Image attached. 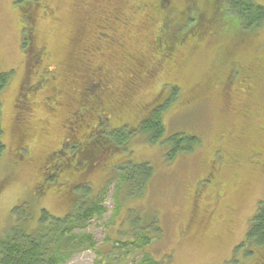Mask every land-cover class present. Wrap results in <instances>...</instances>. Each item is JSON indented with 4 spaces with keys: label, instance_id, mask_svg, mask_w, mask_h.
Returning a JSON list of instances; mask_svg holds the SVG:
<instances>
[{
    "label": "rangeland",
    "instance_id": "rangeland-1",
    "mask_svg": "<svg viewBox=\"0 0 264 264\" xmlns=\"http://www.w3.org/2000/svg\"><path fill=\"white\" fill-rule=\"evenodd\" d=\"M148 1L43 0L38 5L29 0L23 4L31 6L26 9L18 0H0V72L11 73L0 96L6 144L0 159V241L17 227L34 230L42 211L63 217L75 210L79 197L92 199L105 188L96 199L101 198L106 211L92 217L85 229H76L93 235L96 250L76 252L60 264H146L141 262L144 254L159 264H264V244L245 246L251 220L264 207V23L239 37L230 21L219 36H191L168 52L155 46L161 24L138 12L137 6ZM171 1L181 14L186 0ZM117 12L125 13L129 26L114 20L121 17ZM106 16L113 26L107 33L119 43H134L127 48L132 53L128 58L120 44L84 54L97 41L104 20L110 23ZM24 27L33 36L32 47L44 53L32 75L23 48ZM96 44L93 48L101 43ZM86 59L94 67L85 70ZM100 64L108 67L106 76ZM46 69L56 78L45 85H61L62 102L57 103L51 89H39L25 102L21 93L26 80L34 83ZM245 72L254 84L246 91L240 85ZM98 73L106 83L102 97L85 118L83 125L90 126L75 132L73 113L82 108L81 93ZM168 85L178 88L175 99ZM162 100L167 105H160L165 123L161 140L153 143L140 131L129 132L118 146L107 142L95 147L87 169L76 170L69 163L72 158L60 168L72 190L46 182L51 174L47 167L72 154L66 144L71 138L89 139L98 114H107L106 131L121 125L131 131ZM174 134L194 137V150L169 157L173 148L167 138ZM23 150L25 157L19 156ZM50 157L55 161L47 162ZM131 162L152 167L146 186H141L144 168L132 183H119V169ZM79 182L84 184L75 198L73 186ZM144 232L151 238L142 245Z\"/></svg>",
    "mask_w": 264,
    "mask_h": 264
},
{
    "label": "trees",
    "instance_id": "trees-1",
    "mask_svg": "<svg viewBox=\"0 0 264 264\" xmlns=\"http://www.w3.org/2000/svg\"><path fill=\"white\" fill-rule=\"evenodd\" d=\"M19 4L23 8H28L31 6H24L23 4L29 2V0H18ZM33 4L37 3L38 5L42 4L43 0H31ZM149 3L144 5H138V12H142L140 14H144L146 20H155V22L161 24L160 28L163 31L161 35H159L155 41V46H163L168 52L173 51L174 47L178 45V43L188 42L191 36H196L200 38L204 35H211V37H216L221 34V31H227L228 26L230 25V21H235V27L239 30V37L241 33L246 31H252L257 29L261 24L264 23V4L256 2L255 0H186L185 6L182 9V13L178 14L175 12L172 1L171 0H149ZM22 4V5H21ZM44 4V3H43ZM33 6V5H32ZM116 11L121 10V7L115 8ZM121 17H115L114 20H121L124 25L129 26L128 18H124V14L122 12H117ZM177 14V15H176ZM106 20L110 22L106 24L104 20V26L102 27V31L98 33L97 41L93 44H90L85 49V53L87 56L91 55V50L96 51L95 48L99 50V47H102V50L107 47V49H111L115 45H119V47L123 46V49L127 52L124 54L129 57V49L134 46V43H119V40L114 35H110L108 29H113L111 26L112 21L109 19V16H106ZM121 23V21H118ZM153 24V23H152ZM158 24V25H159ZM23 29V48H27V56L29 62V74L35 73V68H39L41 66L42 58L44 57V53L39 47H35L31 44V35H27L24 32L26 31V27ZM244 34V33H243ZM179 37V38H178ZM178 38V39H177ZM178 40H181L178 42ZM106 41V42H105ZM98 47L93 48V45H97ZM153 45V43H152ZM101 50V49H100ZM90 54L88 55V53ZM102 52V51H101ZM132 54V53H130ZM85 70L88 69V66H93L92 59H86ZM135 61L140 60L138 57H134ZM91 61V64L88 63ZM94 67V66H93ZM98 69H101L106 73L108 67H105L103 64L97 66ZM95 69L90 68L89 71L94 73ZM39 71L37 77L34 80V83H31L28 79L26 80V85L24 86L25 92L21 93V96L27 102L29 100L26 96L30 97L33 92H36L39 89H44L43 91H49L50 89L53 91V96L57 99V103L62 102V98L59 97V92H61V85L54 83H50V85H45L48 80H52L53 74L48 69ZM98 72V71H95ZM50 74V75H49ZM108 73L105 74V76ZM10 72H0V96L1 92L7 87L10 81ZM92 75V74H91ZM93 77V76H92ZM98 78L102 81L101 77L96 76L94 79L89 80V83L85 86L84 92L81 93L82 98H80V104L82 108L79 107L73 116L75 118L73 123H76L74 127L75 129L81 126H90L89 124L83 125L85 122V118L89 116V112L95 110L94 103L95 99L98 101L101 99V92L103 88L106 86L105 81L100 82L97 80ZM96 79V80H95ZM102 88L98 89L97 85H101ZM170 86V85H168ZM176 87V86H174ZM169 88V87H168ZM170 94L172 92L173 98L177 97V90L173 89L170 86ZM42 91V92H43ZM27 94V95H26ZM169 94V95H170ZM101 95V96H100ZM50 100L51 98L47 96ZM54 99V101H55ZM165 100V99H164ZM164 100L155 104L152 107L150 114L147 115L146 118L143 119L140 126L134 128L133 130L130 127H126V125H121L119 127L110 128V130L106 131V126L108 125L107 114L102 112L97 115V127L94 126L92 129L89 139L93 136L94 139L90 141L87 139L85 142L78 140L77 136L71 138L67 141V146L72 150V154L67 157L66 161H55L54 158L51 157L47 160V162L51 163V167L48 166L46 170V174L51 173L45 179H50V181H54L59 184H64L65 188L62 190L71 189L69 187L68 179H63L64 171H60L61 167H64L65 164H68V161L74 160L73 163L69 162L76 170H84L92 165V157L93 150L95 147L103 148L107 145V142L110 145L118 146V144L127 140L124 138L131 136L129 132H137L140 131L144 133L146 139L151 142H158L164 136L165 133V123L163 121V108L160 105L164 104ZM21 98H19L18 102L20 104ZM93 104V106H92ZM61 105V104H60ZM167 105V104H164ZM19 107V105H18ZM20 108V107H19ZM27 107L24 108L26 111ZM105 116V117H104ZM108 118V117H107ZM77 119V121H76ZM2 121V106L0 100V159L5 151L6 144L4 140V127ZM111 131L112 134L111 135ZM77 132V131H75ZM98 136V137H97ZM100 136V137H99ZM171 140L172 143V154L169 152V157H174L176 152H185L194 150L195 145L197 144V140L194 137L186 135L185 137L178 135H173L167 138ZM117 143V144H116ZM65 144V145H66ZM109 145V144H108ZM23 149H26L24 146ZM75 149V150H74ZM25 150L20 151L19 156L25 157ZM74 152V153H73ZM59 171L55 173L54 167ZM125 165V164H124ZM139 168H144L147 171L145 178L141 181V186L144 187L148 183L153 174V169L150 167L149 163H144L142 165H136L134 163H128L123 166L122 169H119L122 177H119L120 184L123 180H131L135 179V175L138 172ZM45 169V168H44ZM61 172V173H60ZM59 176L58 180L56 179ZM55 179V180H53ZM65 181H68V187ZM46 182H42V191H44L46 187ZM127 182V181H125ZM81 183L79 182L77 185H74L73 189L75 191V198L79 197V193L77 192L78 186ZM105 189V188H104ZM100 191L99 195L103 194L105 190ZM98 195V196H99ZM98 196L93 197L92 199H87L86 197H79L78 202L75 206V210L66 214L63 217H58L51 215L47 211H42L40 214L36 228L31 232H27L25 229L17 227L11 231L7 237L1 239L0 241V264H60L62 262L67 261L74 253L80 252L85 249H95L97 248L96 240L92 234L88 232H76V229L83 230L87 227L88 221L94 217H101L102 214L106 211V208L102 206ZM97 198V199H96ZM26 205V204H24ZM134 232L132 233H135ZM151 238V236L145 234V232L141 235L142 245H145L146 242ZM109 240V238H108ZM136 245H141L140 241ZM108 242V241H107ZM247 245L253 244H264V207H260V209L256 212L254 217L251 220V226L247 234L246 238ZM115 242L112 244L115 248ZM141 262L146 264H159L158 261L153 260L149 255L144 254Z\"/></svg>",
    "mask_w": 264,
    "mask_h": 264
},
{
    "label": "flooded vegetation",
    "instance_id": "flooded-vegetation-1",
    "mask_svg": "<svg viewBox=\"0 0 264 264\" xmlns=\"http://www.w3.org/2000/svg\"><path fill=\"white\" fill-rule=\"evenodd\" d=\"M243 74H244V76H243L244 78L240 81V85H242L241 87L245 88V91L248 89L251 90V88H254V84H253L251 78L246 75V72ZM213 168H215V167H213Z\"/></svg>",
    "mask_w": 264,
    "mask_h": 264
}]
</instances>
